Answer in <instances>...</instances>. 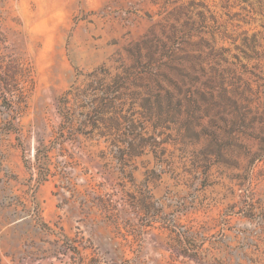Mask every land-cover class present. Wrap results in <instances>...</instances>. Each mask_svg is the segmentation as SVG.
I'll use <instances>...</instances> for the list:
<instances>
[{
	"label": "rangeland",
	"instance_id": "1",
	"mask_svg": "<svg viewBox=\"0 0 264 264\" xmlns=\"http://www.w3.org/2000/svg\"><path fill=\"white\" fill-rule=\"evenodd\" d=\"M146 41L152 77L117 90ZM213 71L241 120L196 113L183 137L139 114L144 87L180 98ZM206 126L225 147L204 161ZM0 264H264L262 18L231 0H0Z\"/></svg>",
	"mask_w": 264,
	"mask_h": 264
},
{
	"label": "trees",
	"instance_id": "2",
	"mask_svg": "<svg viewBox=\"0 0 264 264\" xmlns=\"http://www.w3.org/2000/svg\"><path fill=\"white\" fill-rule=\"evenodd\" d=\"M224 2L227 0H223ZM230 1V0H229ZM234 1L235 4L238 6L243 4L244 9L248 11L249 13H253L256 16H260L262 18V21L264 22V0H231ZM200 18L202 21H206V18L204 14H200ZM191 28H188V31H190ZM171 39V38H169ZM172 40V39H171ZM160 43V42H159ZM161 44V43H160ZM158 44L152 45V42H144V43H138L136 44L134 49H130L128 51V56L131 59V64L122 69L121 73L117 74L112 80L113 85H115L116 89L118 90L119 84H123V86H128V89L130 85L134 84V80H143L145 75H149L152 77V73H148L151 71H146L144 64H148L147 68H152V65H155V53L154 49L156 48ZM208 46L211 48L210 44ZM211 50V49H210ZM145 52V53H144ZM199 64L200 61H197ZM143 66V67H142ZM214 73L211 74L209 77L206 78V81L204 83V87L200 88L197 92L187 93L183 94V97L178 98L174 95V91L167 90L165 92V95H163L160 91L153 90L150 87H144L147 88L146 90L149 92V94H156L154 97V100H152L149 97H143L141 104L139 106L140 112L139 114L143 119L147 120H154L156 119L159 124H163V121L165 120V117H169V121L172 120L174 123H176L179 127V130L181 134L183 133V137H191V136H197L194 133V123L191 122L193 114L196 115L202 114V112H208L210 110H227L231 111L233 113V117H238L239 120H241V114L242 109L240 106V102L236 99L235 92L229 88L225 82V76L218 74L216 71H213ZM188 75L191 77L190 73L188 72ZM138 77V78H137ZM143 88V87H142ZM177 92L181 93V90L179 87H177ZM120 99V95H116L110 99H105L103 101H98L96 103V106L93 107V110L101 112V115H104L109 110H112L115 108L116 101ZM65 102H63L64 105ZM202 108H205L204 110ZM98 109V110H96ZM109 120L108 125L112 127V124L115 126H118V118L115 114H113ZM181 115H184V119L181 121H178V118L181 117ZM193 115V116H192ZM232 117V119H234ZM97 118V117H96ZM226 117L221 118L222 121L226 124L227 128V137L228 135H231V131H228L229 128H232L235 123L234 121H230L225 119ZM102 120V118H99ZM124 123L128 125L127 129L128 132H132V139H137V133L138 129L136 126V122L126 118L122 117ZM212 124H217L218 121L215 118H212ZM98 119H94L91 121L92 126H95ZM168 121V122H169ZM160 125H157V127ZM206 126L204 130H208ZM208 142L207 144L202 147L201 149H198L194 153L195 159H211L215 157H220V153L222 149L225 147V143H223L222 137L224 135L218 133L215 131H209L208 130ZM128 150L127 153L121 152L120 149H118V160L126 159V158H133L139 155L138 148L135 146H132L130 148H126Z\"/></svg>",
	"mask_w": 264,
	"mask_h": 264
}]
</instances>
